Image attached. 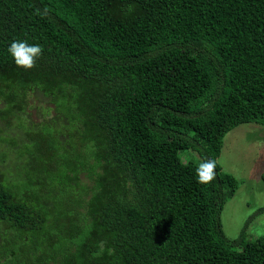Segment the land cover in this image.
<instances>
[{"label": "trees", "instance_id": "obj_1", "mask_svg": "<svg viewBox=\"0 0 264 264\" xmlns=\"http://www.w3.org/2000/svg\"><path fill=\"white\" fill-rule=\"evenodd\" d=\"M29 92L54 113L0 172V264H264V236L224 233L217 161L233 127L264 132V0H0V121Z\"/></svg>", "mask_w": 264, "mask_h": 264}, {"label": "rangeland", "instance_id": "obj_2", "mask_svg": "<svg viewBox=\"0 0 264 264\" xmlns=\"http://www.w3.org/2000/svg\"><path fill=\"white\" fill-rule=\"evenodd\" d=\"M51 108L53 105L48 98L39 92H29L25 110L20 114L21 120L12 116L8 122L0 121V172L4 178L14 179L19 171L24 174L25 168L14 160L16 151L23 146V142H30L31 132L38 131L40 124L53 115ZM41 130L45 131L44 128ZM180 156L183 160H200L193 150H181ZM217 161L222 172L230 173L238 180L235 194L226 199L220 213L225 235L229 239L237 238L245 227L249 239L264 236V211H259L264 206L262 125L244 122L230 129L223 137Z\"/></svg>", "mask_w": 264, "mask_h": 264}, {"label": "clouds", "instance_id": "obj_3", "mask_svg": "<svg viewBox=\"0 0 264 264\" xmlns=\"http://www.w3.org/2000/svg\"><path fill=\"white\" fill-rule=\"evenodd\" d=\"M40 15H47V10L43 12L37 10ZM8 53L14 60V63L25 69H31L35 66L38 58L42 55L43 49L40 44H30L27 40L16 39L13 40L7 48ZM216 161L204 160L202 161L196 172V177L199 183L209 184L214 181L216 176Z\"/></svg>", "mask_w": 264, "mask_h": 264}]
</instances>
